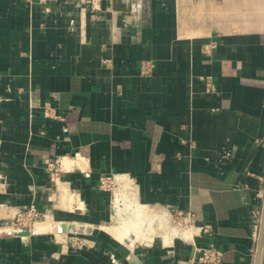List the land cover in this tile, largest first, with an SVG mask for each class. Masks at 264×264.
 I'll use <instances>...</instances> for the list:
<instances>
[{
	"label": "crops",
	"instance_id": "1",
	"mask_svg": "<svg viewBox=\"0 0 264 264\" xmlns=\"http://www.w3.org/2000/svg\"><path fill=\"white\" fill-rule=\"evenodd\" d=\"M61 156L82 169L53 178ZM109 173L138 185L135 200L119 195L121 225L99 188ZM30 204L49 217L29 235L1 232L0 264H198L209 243L222 264H257L264 0H0V228ZM142 206L191 213V237L148 236ZM261 245L264 264V234Z\"/></svg>",
	"mask_w": 264,
	"mask_h": 264
},
{
	"label": "built area",
	"instance_id": "2",
	"mask_svg": "<svg viewBox=\"0 0 264 264\" xmlns=\"http://www.w3.org/2000/svg\"><path fill=\"white\" fill-rule=\"evenodd\" d=\"M54 0H39L43 4H50ZM215 47V42H210L205 45L204 50L206 53H210ZM152 63L148 60L143 61L141 65V71L144 74H149L152 71ZM205 80L206 91L213 93L216 91V85L211 75L203 77ZM45 114L50 117H58L55 108L50 104L45 106ZM47 167L50 169L51 176L53 178L58 177L64 170H73L75 168H81V160L79 157L61 156L57 158H51ZM99 188L103 191H107L112 196V204L116 211L115 206V194L116 191H124L126 194L136 197L138 194V185L135 179L126 173H109L103 174L100 177ZM175 210V209H172ZM170 210V212H172ZM168 213V216L171 213ZM175 212L185 218L187 223L192 222V214L183 210H175ZM49 217L48 212L43 211L36 204H30L24 207H20L16 210L13 218L10 222L0 228V233L16 234V235H29L33 233L37 228V223L42 219ZM224 254L214 243H209L204 246H197L192 256V262L198 264H222Z\"/></svg>",
	"mask_w": 264,
	"mask_h": 264
},
{
	"label": "rangeland",
	"instance_id": "3",
	"mask_svg": "<svg viewBox=\"0 0 264 264\" xmlns=\"http://www.w3.org/2000/svg\"><path fill=\"white\" fill-rule=\"evenodd\" d=\"M119 200H120L118 202L119 204H121V205L124 204V198L123 197H120ZM144 209H143V206H142L141 211H139L140 214L142 212V215H141V225H142V227L141 228L145 227L146 224H148L145 227L146 230L148 231V236H155V237L156 236H161V235L164 236L166 234V232H171V234L172 233L176 234V235H172L171 236L172 238H173V236H177V237L173 238V241L175 240V238H179V239H182V240H184V239L188 240L191 237L193 224H192V222L191 223L190 222L187 223L185 218H183L181 215L177 214L175 212V210H178V209L171 208V210L172 209H175V210H172V212L169 211L171 213L170 216H168V213H165V212H163L161 210H149L148 214H145L146 211ZM114 211H115V209H114ZM159 215H161V216L165 215L167 220H166V218H163V217H161L162 218L161 220L158 219V218H160ZM116 216H117V214H116ZM157 216H158V218H157ZM117 218L120 220L119 225H121L122 223H121L120 217L117 216ZM10 220H8V221L10 222ZM43 220H46V219H42L41 221H43ZM154 228H155V230L153 232ZM185 229L188 230V235H187V237L184 238V237H182V235H183V231H185Z\"/></svg>",
	"mask_w": 264,
	"mask_h": 264
},
{
	"label": "bare ground",
	"instance_id": "4",
	"mask_svg": "<svg viewBox=\"0 0 264 264\" xmlns=\"http://www.w3.org/2000/svg\"><path fill=\"white\" fill-rule=\"evenodd\" d=\"M121 192L122 191H117L116 192V194H115V206H116V214H117V210H118V202L120 201L119 200V195L121 194ZM125 194H126V192H124ZM127 196H129V197H131V199H133V200H135L132 196H130V195H128V194H126ZM137 210V209H136ZM132 213V211L131 210H126L125 212H124V217H126L127 215H131V213ZM134 216V215H133ZM158 217V216H157ZM136 218V217H135ZM120 219H122V218H120ZM134 219V218H133ZM137 220H140V219H137ZM167 220V219H166ZM153 221V220H152ZM130 222V221H129ZM141 222V221H140ZM139 222L138 221H134L133 223H131V224H133V227H135V228H137V225H139L138 224ZM129 224V223H128ZM122 225V226H120L119 227V233L117 232V234H119V235H128L129 234V230H130V227H129V225ZM63 225V223L61 222V223H51V225L49 226V228L51 229H54V228H56V227H61ZM152 228V227H151ZM118 230V229H117ZM152 231V230H151ZM185 231H188V230H186L185 229ZM136 232V235H135V237H133L134 238V240H136V239H138V240H142L143 238H146L143 234L144 233H140L139 231H138V228H137V230L135 231ZM153 233V232H152ZM148 234V233H147ZM182 237H187V236H183L182 235ZM153 239V238H152Z\"/></svg>",
	"mask_w": 264,
	"mask_h": 264
},
{
	"label": "water",
	"instance_id": "5",
	"mask_svg": "<svg viewBox=\"0 0 264 264\" xmlns=\"http://www.w3.org/2000/svg\"><path fill=\"white\" fill-rule=\"evenodd\" d=\"M263 234H264V218L262 222V227H261V232H260V240H259V248H258V256H257V264L260 262V256H261V248H262V239H263Z\"/></svg>",
	"mask_w": 264,
	"mask_h": 264
}]
</instances>
